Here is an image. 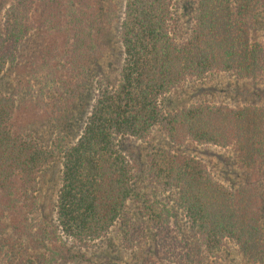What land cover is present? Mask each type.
I'll return each mask as SVG.
<instances>
[{"label":"trees","instance_id":"1","mask_svg":"<svg viewBox=\"0 0 264 264\" xmlns=\"http://www.w3.org/2000/svg\"><path fill=\"white\" fill-rule=\"evenodd\" d=\"M38 1L12 2L0 39V77L9 65L42 84L31 96L46 118L35 131L17 126V91L0 93V264H74L115 229L135 264H264V107L164 104L215 76L263 84L264 0H125L116 80L102 74L97 36L116 17L111 0ZM51 29L63 46L47 40ZM61 48L65 64L51 52ZM156 131L170 146L144 161L126 149ZM183 146L230 153L244 177L219 176ZM58 164L52 214H40L34 186Z\"/></svg>","mask_w":264,"mask_h":264},{"label":"rangeland","instance_id":"2","mask_svg":"<svg viewBox=\"0 0 264 264\" xmlns=\"http://www.w3.org/2000/svg\"><path fill=\"white\" fill-rule=\"evenodd\" d=\"M14 1L16 0H0V39H3L4 35L5 14ZM111 2L113 3L116 17L113 18V24L107 26L106 29L97 34V36L107 48L104 57L100 60L103 65L102 74L109 76L112 80H116L120 72L123 57V48L119 41V21L124 10L125 0H111ZM33 3L38 4L39 1L33 0ZM31 18L29 20L30 23L34 21ZM56 19L57 18H54V22H56ZM62 19L63 21L65 20L64 18ZM45 34L47 35V40L52 39L54 41V38H56V44L60 46H63V42L66 40V35L63 31L60 33H53L51 29L50 31L45 32ZM256 38L261 42H264V27H259ZM37 42L40 43L39 40ZM35 43L36 42L33 41L34 46ZM51 52H53L52 54L54 56L61 59V64H65V61L67 60L65 55L67 53L64 48H61L59 52H54V50ZM11 69L12 68L8 65L5 72L0 77V93L8 95V93L14 94V91H17L16 100L24 105H22L21 111L17 115V126L27 125V128H31L35 131L39 123L46 121L44 116L45 110H43V112L37 111L36 113L37 109L33 104L34 98L31 96L32 93L34 94L40 89L42 84H34L33 82L32 84H29L19 81L17 77L13 76ZM262 83L263 84L259 82L249 83L245 81V83H241L237 86L233 83V80H229L227 76H215L208 79V82L203 85L197 83L194 84L195 88L189 87L187 93L181 95L180 98L173 97V100L171 99L173 106L169 104V101L164 102V104L169 109L174 107L177 103L189 104L197 100H208L214 103L224 101L239 106L253 103L258 104L260 107H264V82ZM164 137L165 136L160 131H156L150 140L151 145L140 142H128L125 147L129 152L133 153L136 158H138L137 160L143 159L144 161V154L149 148L168 145V142ZM181 150L203 159L207 164L209 163V165L214 168L216 174L223 178L235 180L244 177H242L243 172L239 171L237 173V170H235L233 165L231 168L227 166V162L235 164V160L230 153L227 154V152L222 149L211 146H183L181 147ZM60 177L61 166H59V164L44 169L39 175L38 184L34 186V192L37 196L36 210L40 212V214H52L51 210L56 202L61 186ZM144 189L147 193L145 195L148 196L149 201L157 205V207L162 208L161 204L164 203V198L162 197L161 192H159L158 189H154L149 183H145ZM156 199L157 201H155ZM19 208L21 210V207ZM132 209H136L134 204H132ZM60 236H62V239H66L63 235ZM67 242L72 244L69 239ZM131 247H133V245L126 242V240L122 238V234L115 229L110 232L103 242L91 244L90 248L86 249L88 251L83 252L87 260H78L75 261L74 264H107L108 262L113 264H135L136 262L133 260L134 251H132Z\"/></svg>","mask_w":264,"mask_h":264}]
</instances>
